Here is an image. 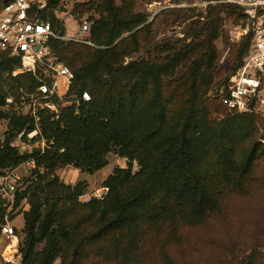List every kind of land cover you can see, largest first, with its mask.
<instances>
[{
  "label": "trees",
  "instance_id": "obj_1",
  "mask_svg": "<svg viewBox=\"0 0 264 264\" xmlns=\"http://www.w3.org/2000/svg\"><path fill=\"white\" fill-rule=\"evenodd\" d=\"M11 1L0 0V11ZM62 1L46 0V7H32L30 14L62 34L65 27L57 17ZM135 4L92 0L77 6L79 15L99 12L91 27L96 46L50 40L54 54L74 73L69 95L87 91L91 99L78 111L65 107L58 118L43 113L42 134L32 142L45 139L44 150L10 145L22 131L36 128L28 116L11 118L9 137L0 143V175L33 157L37 164L19 186L12 210L29 205L20 264H179L178 252L186 257L191 230L222 215L246 183L262 181L264 117L230 110L219 90L209 96L219 77L216 41L224 15L236 7L217 3L205 11H179L183 21L190 19L184 38L147 49L151 22ZM251 37L235 50L234 73ZM142 51L147 57L136 58ZM19 65L18 57L0 55L2 96L7 87L17 96L38 83L31 73L13 76ZM229 82L218 84L227 89ZM110 153L127 158L128 166L105 179L108 192L102 199L79 200L85 183H66L56 174L67 165L96 173ZM6 215L0 202V225ZM257 234L253 250L262 244ZM225 249L232 262L236 245Z\"/></svg>",
  "mask_w": 264,
  "mask_h": 264
},
{
  "label": "built area",
  "instance_id": "obj_2",
  "mask_svg": "<svg viewBox=\"0 0 264 264\" xmlns=\"http://www.w3.org/2000/svg\"><path fill=\"white\" fill-rule=\"evenodd\" d=\"M8 1V0H2ZM212 3L216 1H211ZM220 3L232 5L238 9L245 22L241 35L250 34L251 45L245 54L243 64L232 75L227 89L219 92L223 103L236 113L256 111L264 106V0H219ZM34 3L39 8L46 7L45 0H13L0 11V55L16 56L20 65L12 71V75L31 73L38 81L35 86L21 88L19 95L0 93V122H4V131L0 135V143L4 144L9 135L11 118L14 114L30 117L36 128L30 132L22 131L9 140L10 145L22 150L28 149L30 142L41 134L40 122L44 112L58 118L65 107L72 106L78 111L91 99L84 91L81 96H71L70 88L74 80L73 71L54 54L50 40L58 38L65 42H81L92 44L91 25L89 20L79 14H70L75 28L64 24L65 30L58 33L49 21H42L31 16ZM240 38L232 35L231 39ZM46 141L45 139H41ZM44 150V147H42ZM36 169V158H30L19 167ZM7 169L0 175V202L7 211L5 222L0 225V264H20L21 253L18 228L13 223L10 213L15 203L16 192L21 185L18 168ZM108 187L91 194L80 195L83 202L93 198L102 199ZM12 254L6 253L7 249Z\"/></svg>",
  "mask_w": 264,
  "mask_h": 264
},
{
  "label": "rangeland",
  "instance_id": "obj_3",
  "mask_svg": "<svg viewBox=\"0 0 264 264\" xmlns=\"http://www.w3.org/2000/svg\"><path fill=\"white\" fill-rule=\"evenodd\" d=\"M91 1L92 0H63L57 8L58 19L62 21L63 24L69 25L70 28H75V25L70 18L68 19V16L70 14H76L74 11L78 5L88 4ZM211 1L216 2L212 3ZM217 3H220L219 0H136L134 10L146 14L148 16V22H151L152 40L147 49H153L157 45L162 46L169 40L184 38L185 30L190 19L183 21L182 16L179 15V11L189 8H198L200 11H205L208 5ZM32 7H38V4L34 3ZM80 17L88 19L92 27L94 20L99 18V12H96L95 9H87ZM244 28V17L238 9H235L234 14L231 16L224 15L222 33L220 38L216 41V46L218 48L217 69L219 77L217 78L213 90L209 92V96L223 89L224 84H218L221 79L229 81L232 75H234L233 69L236 63L235 50L250 36V34H240ZM232 35H240V38L237 39L235 37L234 40H232ZM91 42L92 44H84L96 46L92 39ZM147 55L148 53L146 51H142L136 54L135 57H147ZM6 89V95H14L10 87ZM256 112L264 117V106H259ZM4 127V122H0V135L3 133ZM247 141L250 145H253L255 137L252 135ZM29 144L31 149L32 147L45 148L47 146L46 141L41 139L30 142ZM127 166V158H122L115 153H110L108 154V164L96 173L90 174L82 172L72 165H67L58 168L56 174L66 183H85L87 189L84 194L89 193L92 195L105 187V179L115 168H126ZM21 168L22 170H20L21 172L19 173L21 175V181L23 182L33 171L26 166H22ZM134 169H138L137 163L134 164ZM259 173L260 176L263 177L262 181L246 183L239 193L230 197L225 212L222 215L216 217L214 221L209 224L195 227L191 230L192 239L190 244L186 247V257L182 258L181 253L178 252L179 264H264V161L259 165ZM27 205L28 204L24 202L17 210L10 213L11 219L14 220L15 226L19 229L23 226V220L21 217H16L19 213H24ZM255 225L259 227L258 230L255 228ZM258 231L259 236L262 238L260 239L262 244L253 250V244L256 243L258 238ZM18 237L20 245L22 240V233L20 230H18ZM2 243L3 241H0V245H2ZM234 244L237 247L234 254L235 259L230 262L228 260L230 254H225V248ZM9 251L11 252L10 254L14 252L10 250V248L8 249V252ZM183 260H186V262H183ZM56 264H58V262Z\"/></svg>",
  "mask_w": 264,
  "mask_h": 264
},
{
  "label": "crops",
  "instance_id": "obj_4",
  "mask_svg": "<svg viewBox=\"0 0 264 264\" xmlns=\"http://www.w3.org/2000/svg\"><path fill=\"white\" fill-rule=\"evenodd\" d=\"M18 170H19V172H21L20 170H22V168L21 167H19L18 168ZM29 208V206L27 205V208H26V210ZM18 217H21L22 218V220H23V226H22V228L24 227V213H19L18 214V216L16 217V218H18ZM13 223H14V220H13ZM15 224V223H14ZM22 228H18L20 231L22 230ZM6 253H8L9 255H10V251L8 252V249H7V251H6Z\"/></svg>",
  "mask_w": 264,
  "mask_h": 264
}]
</instances>
